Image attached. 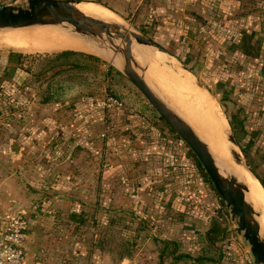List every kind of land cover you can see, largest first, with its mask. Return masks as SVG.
<instances>
[{"label":"crops","instance_id":"1","mask_svg":"<svg viewBox=\"0 0 264 264\" xmlns=\"http://www.w3.org/2000/svg\"><path fill=\"white\" fill-rule=\"evenodd\" d=\"M84 1L94 2L136 28L151 23L145 27L150 36L169 52L185 54L199 74L224 87V95L244 112L245 126L262 130L264 137V0ZM242 31L253 32L256 57L233 51L231 45ZM30 81V75L18 69L17 59L0 60V205L6 210L20 209L27 218L28 264H160V259L163 264H241L244 247L231 224L210 246L211 260L196 263L162 256L165 241H177L190 256L201 254L207 246L203 235L214 215L208 216L211 207L206 212L202 205H195L198 223L191 225L194 217L188 212L193 207L185 205L186 193L194 190L203 196L207 184L185 159L170 165L168 153H185L179 141L166 139L160 145L147 121L119 111L112 117L120 132L110 135L106 144L120 149L121 164L110 165L122 168L113 172L118 174L114 177L102 171L101 189L95 190L91 183L77 189L79 181L94 178L93 156L101 142L97 124L103 123L104 113L97 103L91 106L89 98L75 102L71 110L39 103ZM13 102L22 106L16 108ZM79 105L88 107L82 110ZM79 110L87 113L85 127L77 119ZM261 144L264 150L262 140ZM165 160L167 167H163ZM157 170L158 174L153 173ZM132 175L140 185L135 193L125 178L132 179ZM117 178L119 185H115ZM154 183L161 189L150 188ZM67 184L72 187L68 191L63 188ZM173 184L182 190L169 188ZM91 212L99 219L97 228L88 219Z\"/></svg>","mask_w":264,"mask_h":264},{"label":"water","instance_id":"2","mask_svg":"<svg viewBox=\"0 0 264 264\" xmlns=\"http://www.w3.org/2000/svg\"><path fill=\"white\" fill-rule=\"evenodd\" d=\"M78 3L79 0H25L22 5H15L14 0L0 3V31L40 26L66 28L97 50L99 54L93 55L102 57L130 82L193 153L216 195L224 203L233 223L232 230L246 243L253 262L264 264V233L258 220L259 212L247 196L241 170L248 169L231 131H222L224 140L229 144L230 165H227L212 154L187 119L148 81L146 72L154 67L180 71L188 82L206 90L181 59L129 21L108 19L83 11Z\"/></svg>","mask_w":264,"mask_h":264},{"label":"trees","instance_id":"3","mask_svg":"<svg viewBox=\"0 0 264 264\" xmlns=\"http://www.w3.org/2000/svg\"><path fill=\"white\" fill-rule=\"evenodd\" d=\"M81 1V0H79ZM99 3V2H96ZM151 24V23H150ZM150 24H142L138 28L142 33L145 35H149V37L155 41L156 38L150 36L149 32L145 27L149 26ZM144 25V26H143ZM146 25V26H145ZM253 32H245L242 31L239 35V38L235 43H232V48L235 49L233 51H237L240 55L243 57H256L257 51H258V44L256 42H253L252 39ZM160 45V44H159ZM75 50H60V51H54V52H43L47 53L45 57L47 58V61L49 65L47 68H41L36 71H31L30 68L21 67L18 64V69L25 74L26 76L30 75V80L34 82L37 81L38 77H43L45 79L44 84H46V87L48 89V98L42 99V103L51 101V102H57V101H63V103L68 104L67 102L72 101L69 105L70 107L74 108L75 102L82 100L84 98L90 97L91 91L89 90L90 87H92L91 83L89 82L91 79H93L94 76L97 77L98 80H102L106 87H115L111 82L114 80L113 78L119 79L123 84L125 83L129 84L126 90V98L124 101L121 97L116 96L112 93V97L119 100L122 104V113H124L127 116H138L141 117L143 120L147 121L148 127L153 130V132H156L157 137H155V142L159 143L160 145H163L166 139H169L170 141H175V138H178L177 141H179L183 148L185 149L184 154H173L166 152L167 157L170 159V165H173V163H178L179 160L182 158L185 159L190 164V167L195 170V172L201 176L205 183L210 185V189L212 190L213 194L216 196V212L214 215H211V221L209 227L205 230L203 238L207 243V246L205 248H202L199 252L201 254L190 256L189 254L182 252L180 250V243L177 241H165L162 243V256L168 255L171 256L173 259H188V260H195L196 263H200L202 261L211 260V256L208 257V254L210 253V246L213 245L215 242L219 241V236L222 235L225 231V226L222 221L218 220V214L221 212V204L222 201L219 199V197L214 192L211 183L206 176L205 172L203 171L202 167L200 166L199 162L193 155V153L187 148V146L180 140V138L168 127L167 129L174 135L173 138H168L165 136V134L162 133V128L158 127V124L156 121H161L164 125H166L161 118L156 114V112L153 110V108L147 103V101L141 96V94L128 82L123 76H121L116 70L108 66L106 69L101 67L102 61L95 55L87 54L85 52L81 51H75ZM42 57V56H41ZM81 58L85 60L86 62H78L76 59ZM20 56L18 55L17 62L19 63ZM86 64V65H85ZM91 68L90 72L88 71ZM195 68V67H194ZM225 68V67H224ZM208 70V69H207ZM51 71V73H50ZM82 71V73L87 72V78L80 82V80L77 78V75L79 72ZM48 72L50 74H48ZM64 76L65 78H59ZM69 76V80H68ZM74 76V77H73ZM67 78V79H66ZM52 83L51 88H49V84ZM110 82V83H109ZM109 83V84H108ZM27 87L33 89V87L25 84ZM90 85V86H89ZM216 85V84H214ZM85 86L86 88H81ZM220 87V85H219ZM110 90V88H109ZM111 91V90H110ZM75 96V97H74ZM74 97V98H73ZM132 98L134 100H132ZM75 99V100H72ZM15 103V107L19 108L22 106V103L17 104ZM99 105V104H98ZM247 118L244 115V112L242 109L237 108L230 112L228 115V124L230 125L232 136L235 140V143L241 152L247 169L250 171V173L255 177V179L258 181V183L261 185L264 191V176L260 175L257 172V169L262 166V163H264V150L261 147V140L264 143V137H263V131L262 130H250L245 126V121ZM154 141H151L152 143ZM149 144V143H148ZM153 146V145H151ZM144 154L148 151H143ZM165 155V156H166ZM167 157H165L167 159ZM167 161L163 163V167H167L169 164H166ZM171 172V170H169ZM152 185V184H151ZM153 185L150 187L152 188ZM161 187H159V190ZM74 215V214H73ZM72 216V215H71ZM135 216V215H134ZM73 217V216H72ZM136 217V216H135ZM89 221L93 223L99 222V219L96 214L91 212L88 215ZM80 223H82L81 218L78 220ZM207 255V257L205 255ZM163 258V257H162ZM162 260V261H161ZM160 264H163V259H160Z\"/></svg>","mask_w":264,"mask_h":264},{"label":"rangeland","instance_id":"4","mask_svg":"<svg viewBox=\"0 0 264 264\" xmlns=\"http://www.w3.org/2000/svg\"><path fill=\"white\" fill-rule=\"evenodd\" d=\"M7 1H9V0H6L5 2H7ZM82 2H89V1H84V0H81ZM25 2V0H14V4L15 5H22L23 3ZM4 3V2H3ZM89 3H94V2H89ZM102 8V7H101ZM4 34H6V33H4ZM165 47H166V45H164ZM164 47V48H165ZM170 48V47H169ZM166 50H167V48H165ZM168 51V50H167ZM43 52H54V51H52V50H49V51H22V50H17V49H13V48H4V47H1L0 48V60H7V59H12V60H16L17 58H18V55L20 56V61H19V63L17 62V66H18V64L21 66V67H25V68H30L31 69V71H36V70H38V69H41V68H47V66L49 65V63H48V61H47V58L45 57V55L47 54V53H43ZM85 53H87V52H85ZM170 53H172V54H174V55H177V57L179 58V59H181L183 62H184V64H185V66L188 68V69H190V71L193 73V75H194V77H195V79H196V81L198 82V83H200V85L206 90V92L204 91V96H202V95H200L199 93H198V91L199 90H197V89H195L193 86H192V84H188L187 82L188 81H186V80H184V78L183 77H181L180 75H178L177 74V72L176 71H174V73L176 74L175 75V78H177V80L179 81V82H176V88L172 85V83H169V82H171V77L169 78V81L168 80H166V75H165V73L166 72H162V71H160L159 70V76H155L154 75V70H155V68H153V70H152V68H150V69H148L147 71H149V75H150V78H151V80H152V84L155 86V87H157V88H159L160 90H162V92H164L166 95H167V97L170 99V101H172L173 102V95H171L170 94V92H168L167 91V89L165 88V87H163L159 82L161 81V82H163V80H164V82H167V84L169 85V87H170V89L172 90V91H174L175 92V90L174 89H176V91H177V101H178V104H179V108L181 109V107L182 108H184L185 110H187L188 112H186L185 111V116H187V118L190 120V116H189V114L191 115V117H193L194 119L193 120H191L192 122H193V124H195L196 126L198 125V122L199 121H201L199 124V126H201L202 125V127H205L204 126V122H205V120L204 119H201L202 117L200 116V115H198V113L195 111V110H198L197 109V106L196 105H194L193 103V101L190 99V91H188V90H184V87L185 88H189L191 91H193L195 94H196V98L197 99H200L201 98V100L206 104L207 103V105L210 107V109H211V111H205V116L207 117V119H208V121H212L215 117H216V120H220V121H222L223 122V124L226 126V129H229L230 131H231V128H230V125L228 124V115L230 114V112L231 111H233V110H235V109H237V108H240V107H238V104H236L234 101H231V100H229L230 99V97L228 96V97H226L225 95H224V92H222L225 88L224 87H219V86H217V85H214L213 83H211V82H209L208 80H207V78L206 77H204L203 75H201V72H200V74L198 73V71L196 70V68H192L191 67V63L190 62H188V60L185 58V54H183V53H178V52H170ZM176 53V54H175ZM87 54H91V53H87ZM93 55V54H92ZM42 56V57H41ZM99 58V57H98ZM101 61H102V64H101V67L102 68H104V69H106L109 65L107 64V62L104 60V59H102V57H100L99 58ZM78 62L80 61V62H86L85 60H83V59H81V58H77L76 59ZM86 65V64H85ZM86 69H89L88 71L90 72V69L91 68H87V67H85ZM112 68V67H111ZM50 73H51V71H50ZM49 72H48V74H50ZM171 74V73H170ZM172 76H174L173 75V73L171 74ZM170 76V75H169ZM74 77V76H73ZM30 78H32V77H30ZM59 78H62V79H64L65 77L64 76H62V77H59ZM77 78L80 80V82H82L84 79H86L87 78V72H85V73H82V71H80L79 72V74L77 75ZM67 79V78H66ZM70 78H69V76H68V80H69ZM114 80H112V84L115 86L114 88L113 87H110V85H108L109 86V88H110V90H109V88L108 87H106V84L102 81V80H98L97 79V77L96 76H94L93 77V79H91L89 82L91 83V85H92V87H90V91H91V95H89L90 97H88L89 98V103L91 104V106H94L93 104H95V103H97L98 104V102L100 101V99L103 97V95L104 94H106V95H108V96H111L112 95V93L113 94H115L116 96H119V97H121L124 101H126L125 100V98H126V90L128 89V88H131V87H127V86H129V84H127V83H125L126 84V86L125 85H122L123 83L119 80V79H116V78H113ZM166 80V81H165ZM44 81H45V79H43V77H38L37 78V81L35 80L34 82H32V81H30V83L31 84H33V87H34V90H35V92H34V97H35V99L37 100V102H39V103H42V99H45V98H48V89H47V87H46V84H44ZM83 82H85V81H83ZM52 83L53 82H50V83H47V84H49V88H51V86H52ZM110 83V82H109ZM108 83V84H109ZM131 84V83H130ZM181 84H183V85H186V86H181ZM132 85V84H131ZM90 86V85H89ZM163 87V88H162ZM82 89L83 88H86L85 86H83V87H81ZM164 89V90H163ZM202 91V92H203ZM200 92V91H199ZM182 93V94H181ZM111 94V95H110ZM185 94V95H184ZM187 94V95H186ZM189 94V95H188ZM200 96V97H199ZM75 97V96H74ZM73 97V98H74ZM206 97V98H205ZM209 98V99H208ZM229 98V99H228ZM189 99V100H188ZM72 100H75V99H72ZM132 100H134L133 98H132ZM200 100V101H201ZM169 101V100H168ZM189 101H192V102H189ZM72 101H69V102H67L68 104H66V103H63V101H57V102H51V101H48V102H45L46 103V105H55V106H64L67 110H71V109H75V108H72V107H70V103H71ZM78 102V101H77ZM94 102V103H93ZM238 103V102H237ZM44 104V103H43ZM185 105H186V107H185ZM187 105H188V107H187ZM190 105V106H189ZM193 105V106H192ZM67 106V107H66ZM87 105H85L84 107H86ZM97 106H99V105H97ZM181 106V107H180ZM192 106V109L190 108ZM83 107V108H84ZM88 107V106H87ZM194 107H196V108H194ZM78 108L79 109H81L82 108V106L81 105H79L78 106ZM83 108H82V110H83ZM92 108V107H91ZM94 108H96V107H94ZM94 108H92L93 110H94ZM98 108H100V107H98ZM190 108V109H189ZM101 109V108H100ZM194 109V110H193ZM82 110H79L78 111V117L79 118H77V119H80V126H82V127H85V125L86 124H89L88 122H87V118L85 117V115L87 114L86 112H83ZM102 110V109H101ZM177 110V109H176ZM191 110H192V112H194V113H192L191 112ZM178 111V110H177ZM183 111V110H182ZM179 112V111H178ZM192 113V114H191ZM182 114V113H181ZM113 115H111L110 117H108L107 115H106V117H104V120H103V123H102V121H101V124H97V127H100V130L102 129V127H103V124H104V121L106 120V122H108V125L109 126H111V128H113V130L111 131V133H110V135H115L114 133L116 132L117 134H118V132H120L117 128H116V126H115V118H113L112 117ZM200 116V117H199ZM76 118V117H75ZM107 118V119H106ZM185 118V117H184ZM198 118V119H197ZM134 119V118H133ZM132 120V119H131ZM189 120H187L188 122H189ZM202 120H204L203 121V124H202ZM195 121V122H194ZM132 122H133V120H132ZM157 122V124H158V127L160 128V126H161V128H162V130L168 135V136H170L171 138H173L174 137V135L167 129V125H164L161 121H156ZM134 123H135V121H134ZM190 123V122H189ZM191 124V123H190ZM205 125H206V122H205ZM79 126V127H80ZM199 126H197L198 128H199ZM95 128H97L96 126H94ZM116 128V129H115ZM99 130V131H100ZM196 130V129H195ZM197 131V130H196ZM231 133H232V131H231ZM131 136V135H130ZM129 136V137H130ZM115 137H116V135H115ZM176 140L175 141H177L178 140V138H175ZM94 143V142H93ZM97 145H98V147H97V149L95 150L96 151V153L94 154V158H93V170H94V178H93V180H92V182L91 181H89V182H85V181H79L77 184H79V186L77 185V189H79V188H83V189H86L88 186H87V184H89L90 185V183L93 185V187L92 188H94L95 190H98V189H101L100 187H99V180H100V176L102 175V171L104 172V171H106V170H108V172H109V174H112V176L111 177H114V176H116V175H118V174H114V173H118V171L120 170L119 168H122L121 166H119V165H117L116 166V168H112L111 167V165L110 164H112L114 161H117V163H119V164H121L120 162H118L119 161V158H118V156H117V152L119 153V150L120 149H118V148H116V146L114 147V148H112V147H110V146H108L107 144L106 145H102V142H99V143H97ZM175 149V148H174ZM176 150V149H175ZM176 152H178V150L176 151ZM240 154H241V152H240ZM241 156H242V154H241ZM89 158H90V156H89ZM242 159H243V162H244V164H245V160H244V158H243V156H242ZM103 163L105 164L103 167L101 166V164L103 165ZM246 165V164H245ZM141 166V165H140ZM140 166H138V168H140L141 169V167ZM134 169H136V166H134L133 167ZM175 168H177V167H175ZM119 169V170H118ZM153 171V170H152ZM81 172V171H80ZM111 172V173H110ZM114 172V173H113ZM137 172L139 173L140 171L139 170H137ZM137 172H135V174L137 173ZM158 172H159V170H157V171H154L153 173H155V174H158ZM257 172L260 174V175H263L264 176V164L261 166V167H259L258 169H257ZM106 174H108V173H106ZM132 174H134V172H132ZM119 175H121V174H119ZM137 175V174H136ZM125 176H127L126 174H125ZM133 177H134V179H133ZM136 176H133L132 175V179H131V177L129 176V177H125V178H127V180H128V182H130L129 183V185L130 186H132V188H133V193H135L136 192V190H137V188H138V186H140V185H137V183H136V178H135ZM118 181V178L117 179H115V185H119V184H117L116 182ZM119 183H120V181H119ZM159 184V183H158ZM153 185V189L154 190H158L159 189V187H158V185H157V183H154V184H152ZM210 185L208 184L207 186H206V193L207 194H204L203 196H201L200 194H195V192H194V190L192 191H189V193H186V199L187 200H185L184 202H185V205H189V207L190 208H192V210H190L188 213H191L192 214V217H194V218H192L193 220H191L192 222H194V223H191V225H193V224H196L197 225V221L195 220V217H196V215L198 216V212H195V205H202L201 207H203L204 209H205V211L207 212V210H208V208L209 207H211V210L209 211V212H207L208 213V216L209 215H211L212 213L213 214H215V212H216V210H214L215 208H216V201H217V198H216V196L213 194V192H212V190L210 189V187H209ZM212 186V185H211ZM63 188H65L66 189V191H68L69 189H71L72 187L71 186H69V184H67V185H64L63 186ZM169 188H174L175 190H177V191H181L182 190V186H177V184H173V185H171ZM197 190V189H196ZM195 190V191H196ZM214 190V189H213ZM185 191H186V189H185ZM186 192H188V191H186ZM215 192V191H214ZM67 194H72L71 192L70 193H67ZM81 199H83V200H86L87 198L85 197L84 198V196H82L81 197ZM221 212L218 214V220L219 221H222L221 223H223L224 224V226L226 227L228 224H231V227L233 226V223L230 221V219H229V215H228V212H227V210H226V208H225V206H224V203L222 202V204H221ZM206 212H203V213H200L199 212V215L200 216H202V215H205L206 214ZM163 213V212H162ZM166 214H169V213H167V212H165V213H163L162 215H166ZM170 215V214H169ZM172 219H174L175 221H177L178 219H177V217H172ZM208 219V218H207ZM211 219H209V221H210ZM208 221V220H207ZM90 224V223H89ZM91 226L92 227H96L95 226V223H92L91 224ZM91 227V228H92ZM98 227H100V225L98 226ZM97 228V227H96ZM191 231V230H190ZM195 233H196V231H195ZM117 234V233H116ZM116 234H112V236H116ZM189 236H191V235H194L192 232H190V234H188ZM192 237V236H191ZM195 238H199V234L198 235H196L195 236ZM241 239V241H242V244H243V247H244V249L243 250H245L246 248H248L247 247V245H246V243L243 241V239L242 238H240ZM192 253H194V252H192Z\"/></svg>","mask_w":264,"mask_h":264},{"label":"bare ground","instance_id":"5","mask_svg":"<svg viewBox=\"0 0 264 264\" xmlns=\"http://www.w3.org/2000/svg\"><path fill=\"white\" fill-rule=\"evenodd\" d=\"M77 6L80 9H82L83 11L94 13V14L99 15V16L104 17V18L114 19V20L120 19L117 15L109 12V10L107 11V9L105 10V8L95 6L94 4L89 3V2L80 1V3H78ZM4 33H6V34H4ZM1 47L13 48V49L22 50V51L75 50V51L87 52V53H91V54H99V52L97 50H95L92 46H90L87 42L83 41L78 36L74 35L69 30H67L66 28H55L52 26H40V27H29V28H17V29L2 30V31H0V48ZM154 68H155V70H154L155 76H159V70L162 72L163 71L166 72L165 73L166 80L169 81V78L171 77V82H169V83H172V85L176 88V86H175L176 82H179V81L177 80V78H175L176 74L174 73V71L165 69L164 67H154ZM152 70H153V68H152ZM170 73L171 74L173 73L174 76H172ZM177 74L180 75L181 77H183L181 75L180 71H178ZM146 78L152 84V80L150 78L149 71L146 72ZM184 80L188 81L185 78H184ZM159 83L163 87H165L167 89V91L170 92L171 95H173V102L170 101V99L167 97V95L164 92H162V90L155 87L153 84L152 85L157 89V91L159 93L162 94V96L167 101L169 100L168 102L175 109H177L180 113H182V115L187 120H189L187 118V116L184 115L185 111L186 112H188V111L185 110L184 108H182L181 106H180L181 109L179 108V104L177 101L178 99L176 96L177 95L176 89H174L176 92L175 93L174 91H172L170 89L171 86L169 87L167 82H164V80H163V82L160 81ZM187 83L191 84L190 82H187ZM181 86L184 87L186 85L181 84ZM192 86L195 89L198 88L197 90L200 91V92L198 91V93L200 95L204 96V91L201 88H199L193 84H192ZM184 90L190 91V95L189 94L188 95L190 96V99L194 103L192 101H189V102H192L194 105L197 106L198 110H195V111L198 113V115H200L202 117L201 119H204L206 122V125L204 122L205 127H202V125L199 126L200 125L199 123L201 122V121H199L198 125H197V126H199V128H198L191 121L194 118L191 117V115L189 114V116H190L189 122L191 123L192 127L194 128V130L195 129L197 130V131L196 130L195 131L200 136V138L204 142H206V144L208 145L212 154L221 162H224L227 165H230V162L228 160L229 144L224 140L223 134H222V131H223V129H226V126L223 124L222 121L216 120V117L211 122L208 121V119L204 113L206 110L208 112L211 111V109L207 105V103L205 104L201 100V98L197 99L196 94L193 91H191L189 88L184 87ZM192 106L190 107L191 109H192ZM185 107H186V105H185ZM187 107H188V105H187ZM194 108H196V107H194ZM191 112H192V110H191ZM192 113H194V112H192ZM204 120H202V124H203ZM241 174H242V177L244 179V182H245L247 190H248L247 196L250 199V201L253 203L254 208L259 212L258 220L260 223V228H261L262 232L264 233V191H263L262 187L260 186V184L255 180L254 176L248 170L242 169Z\"/></svg>","mask_w":264,"mask_h":264},{"label":"built area","instance_id":"6","mask_svg":"<svg viewBox=\"0 0 264 264\" xmlns=\"http://www.w3.org/2000/svg\"><path fill=\"white\" fill-rule=\"evenodd\" d=\"M98 104L105 117L122 111L121 102L106 94ZM112 130L113 128L105 120L102 129L97 133L102 145H106ZM104 165L101 164L102 167ZM28 227L27 218L20 209L6 210L0 205V264H28L24 246ZM241 253V264H255L248 248Z\"/></svg>","mask_w":264,"mask_h":264}]
</instances>
